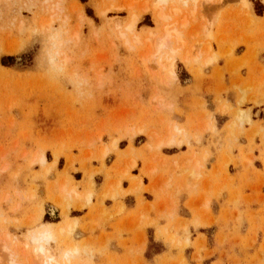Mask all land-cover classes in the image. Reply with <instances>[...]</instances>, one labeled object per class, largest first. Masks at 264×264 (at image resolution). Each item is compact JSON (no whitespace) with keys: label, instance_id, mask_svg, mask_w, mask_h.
I'll return each mask as SVG.
<instances>
[{"label":"rangeland","instance_id":"374dc122","mask_svg":"<svg viewBox=\"0 0 264 264\" xmlns=\"http://www.w3.org/2000/svg\"><path fill=\"white\" fill-rule=\"evenodd\" d=\"M246 1L0 0V264H41L43 230L53 264H264V209L242 237L251 201L230 174L257 173L240 183L264 197V0ZM145 192L159 202L123 219ZM216 223L238 234L212 263L192 234Z\"/></svg>","mask_w":264,"mask_h":264},{"label":"crops","instance_id":"0c3cea01","mask_svg":"<svg viewBox=\"0 0 264 264\" xmlns=\"http://www.w3.org/2000/svg\"><path fill=\"white\" fill-rule=\"evenodd\" d=\"M217 121V120H216ZM244 143L246 144V142L244 141ZM165 151V150H164ZM187 152V149L186 148H181L180 150H173V151H170L169 150V152H167L165 155L166 156H168V157H173V156H176V155H183V154H185ZM235 154V153H234ZM188 158V157H187ZM215 158L216 159H218L217 158V155L216 156H213L212 157V160L214 161V162H212L211 164H214V163H216L215 162ZM186 159V158H185ZM209 161H211L210 159H208V162ZM140 168H141V165L139 164V166H138V168H137V172H133V176H140ZM211 168H208V170H210ZM255 170H257V171H260V172H263L264 170H263V167H260V166H258V167H256V169ZM248 172H251L252 173V175L253 176H257V173H255V172H253L251 169L250 170H245L244 168H240L238 171H234V172H231L230 174L232 175V177L234 178H236V183H237V185H239L238 186V188H240V190H242L243 189V191H244V195L246 196V199H247V201L248 200H250L251 201V203H249V207H248V210H250V211H246V208H244L245 206H241V207H239V210H241L242 212H244V214H243V219H244V226L242 227V229L240 230V235L242 236V237H244V238H246L247 239V237L248 236H252V230H253V226H252V224H251V220L249 219V214L251 213V212H254V211H256L257 209H264V201H263V199L262 198H264V197H262V196H260V195H256V193L258 192V190L257 191H252V189H249L250 188V186L249 185H247V187H249V188H246V186L245 187H242L241 185V183H240V179L241 178H246V176H247V174H248ZM96 178H99V176H97ZM96 178H95V181H96ZM102 179V178H101ZM141 179H142V181H143V184H144V186L146 187V186H148L149 185V182H148V178L147 177H145V176H141ZM103 182H104V180H102V183L100 184V186H98V190H100V188L102 187L101 185H103ZM123 188L124 189H127L128 188V183L127 184H125V181H123ZM199 187V186H198ZM197 187V188H198ZM239 190V191H240ZM262 193H263V195H264V188H263V190H262ZM181 202H182V204L185 202V200L187 199V195H186V192H183V193H181ZM143 198L145 199V205H143V206H141V207H139V205H138V199H137V196H133V195H128V196H126V198H124V204H125V211L123 212V214H122V217H123V219H125L126 217L127 218H129L130 217V215L133 213V212H136L139 208H144V209H146V206H147V204L146 203H156V202H159L158 200H157V198H156V195L155 194H152V193H148V192H145L144 194H143ZM179 198V199H180ZM252 199H259L260 200V205H257V204H255V203H252L253 201H252ZM214 203L215 202H212V206L211 207H213V205H214ZM105 206H107L108 208H110L111 206H112V204L110 203V202H108V201H106V204H105ZM182 207V210L180 211V213H181V215H180V213L178 212V215L182 218L183 217V219H186V220H190L191 219V217H193V215H192V213L189 211V210H187V209H185V207L182 205L181 206ZM147 211V210H146ZM216 213H215V215H216V218H218L219 217V214H220V207L219 206H217L216 207ZM89 215V211L87 210V209H85L84 210V214H83V216L82 217H85V216H88ZM183 215V216H182ZM151 218H153V217H156V214H152L151 216H150ZM163 219H161V223H165L164 222V220L162 221ZM121 223H119L118 225H120ZM209 227V226H208ZM206 228V227H202V228H198L199 229V231L200 232H198V234H192L193 235V238H192V240H195V239H199L198 237H197V235L199 236V235H203V236H207V247H208V250H210L211 252H213L214 253V259L215 260H213V262L212 263H214V262H216V261H218L219 259H220V255H222V252H223V250H226L227 252H228V254L230 255L232 252H231V249H230V244L228 243L227 245H221V243H220V241L222 240V238L224 237V236H226V234H228V236L230 237V233L231 234H233V236H237V234H238V232H236V231H234V229L233 230H231V232L230 231H228V232H226V231H222L221 230V228H220V226L218 225V223H216V224H212L211 225V227H209V228ZM215 227V229H213ZM230 227L231 228H233V224H230ZM210 228H212L213 230V233L211 234V237H210V234H209V232H207V229H210ZM202 230H204V231H202ZM206 231V232H205ZM191 233H192V230H191ZM206 233H207V235H206ZM209 235V236H208ZM153 236V235H152ZM209 237V238H208ZM263 237H264V232L263 233H259L258 234V243L260 244L261 242H262V240H263ZM155 242H156V244L158 245V246H162L163 247V245H162V243H160V242H157V240L155 239V237L153 236V238H152ZM241 250V249H240ZM240 250H238V248H235L234 249V251H235V253L237 254L238 252H240ZM122 250H120V252H121ZM167 252V250H165V248L163 247L162 248V250L160 251V252H158V254H154V256H156V258L157 257H160V256H162L163 254H165ZM121 253H123V251L121 252ZM241 253V252H240ZM242 253H245L244 252V250L242 251ZM223 257V256H222ZM223 259H224V261H226V257L224 258L223 257ZM154 260V259H153Z\"/></svg>","mask_w":264,"mask_h":264},{"label":"bare ground","instance_id":"6f19581e","mask_svg":"<svg viewBox=\"0 0 264 264\" xmlns=\"http://www.w3.org/2000/svg\"><path fill=\"white\" fill-rule=\"evenodd\" d=\"M167 1L168 0H156V3L154 4L155 6L153 5V7L158 8L160 5L167 3ZM191 1L196 3L197 0H191ZM203 1L209 2L211 0H203ZM246 2H247L246 0H242L243 4H245ZM185 3H186V1H185ZM146 8H147V6H146ZM159 19L160 20H165L166 18H165V16L163 14H160L159 15ZM138 20H139V18L137 16H134L132 18V20H131L130 25H128V29L129 30H133L135 28ZM166 29H167L166 35L163 38H161V40L159 41L158 51H160L163 48H168L169 47V38L171 37V33H170V30L168 28H166ZM173 32H175L177 35L179 34L175 30H173ZM174 53H175V51H174ZM201 54H202V52H201ZM49 60H50V62L53 63L54 60H56V58L52 55V56H50ZM212 60H214V59L209 58L208 60H206V62L210 63ZM114 146H116V143H114ZM46 161H47L46 158L44 156H42L41 160H40L41 164L45 165ZM56 164H57V158L54 160V162L51 165L55 166ZM183 167L185 168V166H183ZM176 169L174 171H176ZM195 174H193V175H195ZM184 180H185V178H184ZM189 180H191V179H189ZM51 213H53V210H52ZM51 240H52V234H51V232L49 230H43L38 235H34L31 238V244L33 245V253L35 255V258L38 259L36 261L40 262L41 264H53L54 262H56L55 258L52 255L49 254L48 250L44 246V243H49ZM25 246H29V245L25 244ZM38 262H36V263H38Z\"/></svg>","mask_w":264,"mask_h":264}]
</instances>
